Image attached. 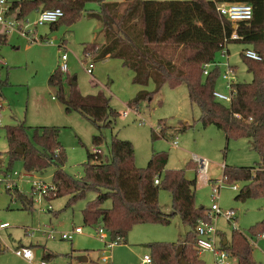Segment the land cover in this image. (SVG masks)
I'll use <instances>...</instances> for the list:
<instances>
[{
  "label": "trees",
  "instance_id": "trees-1",
  "mask_svg": "<svg viewBox=\"0 0 264 264\" xmlns=\"http://www.w3.org/2000/svg\"><path fill=\"white\" fill-rule=\"evenodd\" d=\"M222 2L249 3L252 17L232 23L217 10ZM88 3H96L98 11L87 13ZM54 8H60L63 16L52 26L73 24L85 14L100 23L103 41L84 44L83 54L89 53L96 61L120 59L132 72L134 84H143L151 77L156 91L164 84L170 87L184 84L189 102L199 108L198 120L203 127L213 125L224 133L227 141L250 139L259 161L253 166L225 165L222 180L231 184L243 182L235 200L264 199V0H14L10 2L9 14L24 19L32 11ZM234 31L240 38H230ZM7 36L8 33H0V45L7 42ZM230 42L248 45L260 59H249L241 54L252 79L249 82L237 80L232 85L231 101L227 103L213 95L220 67L212 66L204 74L203 66L215 62L216 54ZM176 56L180 60L178 63L173 60ZM66 72L60 68L55 70L48 78L49 84L58 88L65 111L79 112L99 131L92 136L93 149L86 151L82 176L75 178L64 170L66 153L58 140L56 126H38L29 137V127L23 122L7 125L5 136L11 159L21 158L29 173L53 166L51 183L55 189L43 197L49 200L69 196L65 209L92 191L94 198L82 209L83 223L102 227L118 244L126 242L134 225L167 224L178 214L188 228L184 239L178 243H149L152 261L154 264H178L176 251L181 246V255L187 262L201 264L193 249L195 228L199 219L209 221L210 217L209 209L195 205L196 177L187 179L184 169L163 173L167 162L165 155L153 154L145 167H137L132 143L116 136L112 137L105 153L100 147L105 142L101 130L112 128L118 112L103 93L81 94L74 78L67 79L68 91L63 94L62 74ZM144 98L150 99V92L139 91L129 104L137 111V104ZM186 128L184 124L182 129ZM19 148L22 153L15 151ZM161 188L170 192V213L159 206ZM15 192V198L24 207L32 206L33 192L29 197ZM107 201L109 207H103ZM250 230L255 237L264 233V219ZM224 239L226 244H223ZM219 245L236 259L237 264H257L248 237L241 232L235 231L230 240L220 238ZM3 250L0 247V253ZM55 256L43 247V259Z\"/></svg>",
  "mask_w": 264,
  "mask_h": 264
},
{
  "label": "rangeland",
  "instance_id": "rangeland-1",
  "mask_svg": "<svg viewBox=\"0 0 264 264\" xmlns=\"http://www.w3.org/2000/svg\"><path fill=\"white\" fill-rule=\"evenodd\" d=\"M12 1L14 0H8L9 3ZM98 9L96 3L86 5L87 13L97 12ZM37 18L38 12L32 11L23 23H33ZM37 36L40 38L39 42H27L12 31L7 36V42L0 45V223L9 225L0 230V247L4 248L0 253V264H38L43 247L56 255L52 264H142L143 256L150 255L149 243H178L184 239L188 230L176 214L167 224H136L129 230L125 243L107 247L112 242L107 232L104 243L96 235V227L85 225L82 220V209L87 201L94 198L92 191L66 209L64 206L69 198L67 195L48 200L35 193L32 206L26 207L15 198L16 190L27 197L32 195L30 181L35 178L50 184L55 168L51 166L42 172L34 171L31 176H26L22 159L10 157L5 136L7 125L23 122L29 127V137H32L38 126L58 127V140L66 153L63 168L75 178L82 176L86 151L93 149L92 136L99 133L90 119L75 110L65 111L58 88L48 82L50 74L59 69L63 53L67 54L68 68L62 74L63 94L66 95L68 91L67 79L74 78L81 94L103 93L109 98L110 106L118 112L112 128L101 130L105 137L101 149L106 153L114 136L128 140L133 145L137 167H145L153 154L165 155L167 162L163 173L184 169L187 179L196 177L195 205L205 209H209L212 204V183H218L220 190L216 202L222 211L230 209L236 213V217L230 220L223 215L211 217L218 230V243L222 237L230 240L235 231L241 232L253 241L250 245L255 262L264 264V236H252L250 230L264 219V199L235 200L243 182H235L238 189L234 190L230 182L221 181L225 165L253 166L259 161L250 139L236 138L227 141L224 133L213 125L203 127L198 120L199 108L189 102L184 84L176 87L164 84L156 91L151 77L143 84H134L132 72L118 58L96 61L92 59V55V60L85 57L84 44L103 41L100 23L89 15L85 14L70 25L59 23L56 28L49 24L38 26ZM245 48L249 46L237 42H230L225 47L228 50V64L236 68L237 80L249 82L252 75L241 57ZM173 60L177 63L180 61L178 56ZM90 61L93 63L92 75L85 70V63ZM215 61L221 64L219 67L222 71V63L226 60L220 52L216 54ZM216 89L227 92L221 77L217 80ZM142 90L150 92V99L140 100L135 113L129 103ZM127 110L128 114L123 116V111ZM184 124L187 125L186 129H182ZM173 141H177V144L174 145ZM193 156L209 161L207 174L197 171ZM8 183L15 185L8 190ZM158 203L165 213L172 211L168 190H159ZM109 205L110 202L107 201L103 207ZM75 227H81L82 233L74 234L71 240L59 238L58 232H71ZM50 228L56 231L55 239H47L42 233ZM192 236L194 237V230ZM21 243L31 244L35 256L32 262L16 255L14 250L20 248ZM193 249L201 264H214L212 252L198 253L195 243ZM104 250L109 257L106 263L101 261ZM85 255H89L87 262L78 260ZM230 264H237L236 259L230 257Z\"/></svg>",
  "mask_w": 264,
  "mask_h": 264
},
{
  "label": "built area",
  "instance_id": "built-area-1",
  "mask_svg": "<svg viewBox=\"0 0 264 264\" xmlns=\"http://www.w3.org/2000/svg\"><path fill=\"white\" fill-rule=\"evenodd\" d=\"M9 5L10 3L8 0H0V33H11L15 31L18 33L19 36L26 39L28 42H39L40 38L37 36V28L38 26H42L45 24H52L57 22L62 16L63 12L60 8L54 9H45L38 11V18L33 23H26L24 24V19H16L14 16L9 14ZM217 10L221 15L227 18L232 23H237L243 20H249L252 17V6L246 2H222L217 5ZM27 22V20H26ZM231 39H238L240 38L239 35L234 31L230 35ZM224 46L219 52L222 57L225 58V62L222 63L224 69L221 71L220 77L224 81V86L226 89V93L220 92L217 89L213 92V95L220 101L223 102H230L231 98L234 94V89L232 85L236 83L237 76L236 70L228 64V50L225 49ZM241 54L246 58L259 60L260 56L253 50L249 48H245L242 50ZM85 57L90 58L89 53L84 54ZM61 65L59 66L62 72L67 71V54H61ZM92 60V59H91ZM220 63H207L204 64V74L208 73V70L212 66H219ZM85 70L89 75L93 73V63L92 61L85 63ZM137 113L136 110H134ZM128 114L127 111H123V116ZM0 123H1V112H0ZM173 144L176 145L177 141H173ZM194 163L197 164V171L201 174H207L209 168V161L205 158H199L196 156L192 157ZM16 174V173H15ZM26 176H31L32 173L27 172ZM221 181L223 182L222 178ZM157 183L158 180H155ZM31 189L33 194H37L38 196H44L48 192L54 191L55 186L50 183L47 184L43 182L40 178L33 179L30 181ZM224 183V182H223ZM15 184H7V189H12ZM234 190L238 189L237 184H231ZM220 190V185L218 183H212L211 187V201L212 204L208 210L210 220L206 221L203 219H199L195 228V248L198 253H202L205 251L212 252L214 258V264H230V257H232L228 251L222 249L220 245H218V230L215 227V224L212 222L211 217L215 215H223L226 219L230 220L236 217V213L234 210H225L222 211L219 207L218 203L216 202L218 193ZM8 223H0V230L8 228ZM34 231H32L33 233ZM105 230L102 227L96 228V235L104 242L106 238ZM47 239H55L56 231L52 228L48 230H44L42 232ZM59 238L63 240H71L73 234L82 233L81 227H75L71 232H58ZM258 236H264V233L259 234ZM249 240V238H248ZM250 243L253 241L250 239ZM116 242H110L107 244V247H112ZM16 255L24 258L25 260L32 262L34 260V252L30 247H20L16 248L15 250ZM108 255L106 251H103V255L101 257V261L106 263L108 261ZM234 258V257H233ZM142 264H154L150 255L146 254L143 256L141 260ZM38 264H52L49 260L41 258Z\"/></svg>",
  "mask_w": 264,
  "mask_h": 264
},
{
  "label": "water",
  "instance_id": "water-1",
  "mask_svg": "<svg viewBox=\"0 0 264 264\" xmlns=\"http://www.w3.org/2000/svg\"><path fill=\"white\" fill-rule=\"evenodd\" d=\"M15 151H16V152H19V153H22V149H21V148L16 149ZM223 244H226V240H225V239L223 240ZM181 252H182V247L179 246V247L177 248V251H176V253L179 255V258H178V264H192V263L187 262V261L184 259V257L181 255ZM79 261H81V262H85V261H87L86 256H82L81 258H79Z\"/></svg>",
  "mask_w": 264,
  "mask_h": 264
},
{
  "label": "crops",
  "instance_id": "crops-1",
  "mask_svg": "<svg viewBox=\"0 0 264 264\" xmlns=\"http://www.w3.org/2000/svg\"><path fill=\"white\" fill-rule=\"evenodd\" d=\"M107 1V0H106ZM38 12V11H37ZM51 27H54V28H56V26H52L51 24H49ZM28 42V41H27ZM0 64H2V62H1V60H0ZM6 229V228H5ZM53 230H55L54 228H52ZM83 231V230H82ZM74 235V234H73ZM31 244H23V243H21L19 246L20 247H30V248H32L31 246H30ZM86 256V255H85ZM42 258V257H41ZM79 258H81V256L79 257ZM79 258H78V260H79ZM86 258H87V261L89 260V255H87L86 256ZM100 258V257H99ZM55 258L53 257V258H51L50 260H49V262L50 263H52L53 262V260H54ZM97 259H98V257H97ZM96 259V260H97ZM87 261H85V262H87ZM53 264H58V263H53ZM67 264H72L71 262H68Z\"/></svg>",
  "mask_w": 264,
  "mask_h": 264
}]
</instances>
